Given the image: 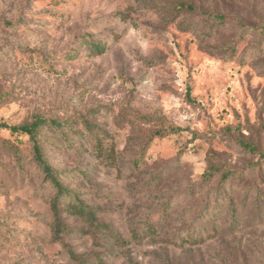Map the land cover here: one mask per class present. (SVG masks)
I'll return each instance as SVG.
<instances>
[{"label":"rangeland","instance_id":"obj_1","mask_svg":"<svg viewBox=\"0 0 264 264\" xmlns=\"http://www.w3.org/2000/svg\"><path fill=\"white\" fill-rule=\"evenodd\" d=\"M0 21V123L72 121L43 146L95 214L58 220L27 136L0 128V264H264V39L227 49L264 0H0Z\"/></svg>","mask_w":264,"mask_h":264},{"label":"trees","instance_id":"obj_2","mask_svg":"<svg viewBox=\"0 0 264 264\" xmlns=\"http://www.w3.org/2000/svg\"><path fill=\"white\" fill-rule=\"evenodd\" d=\"M190 10L194 11V13H197L200 16H204L206 19L212 21L213 26H226L227 25V18L220 14L215 13H204L196 8H194L192 5L189 8ZM21 21V20H20ZM5 27L12 28L15 27L16 22H1ZM239 27V35L235 39V41L227 46V49L230 50H236L238 44L243 40L244 36L248 33H258L260 38L264 39V22L258 26V27H247L244 24H238ZM92 48V54L94 55H102L106 52V48L104 44L101 43H91ZM90 48V49H91ZM85 121V120H83ZM85 126L88 129H91L93 133V128L88 122H84ZM73 124L70 120H61L54 117L49 116H37L33 121L29 123H25L23 125L19 126H12L10 124H7L5 122L0 123V128H5L10 130L13 133H20L27 136L29 143L31 144L32 148V154L33 159L35 163L39 166V168L42 170V173L49 182V184L54 188L55 190V197L53 199L52 203V209L54 212V215L59 220L62 213V208L64 206H68L69 211L73 215L82 216L84 218L89 219L94 222L95 214L94 211L83 201L80 199V197L73 191L70 190L68 186L64 184L62 179L60 178V172L49 162L44 146L43 141H45L46 137L44 136L45 132L52 133L57 141L61 140H67L68 135L72 133L73 130ZM179 131V129H167V130H155L151 133L148 141L145 143V148L149 147V145L155 140L159 138H164L166 136L175 134ZM238 145L240 148L251 154V155H261V150L259 147L254 144L253 142L246 140L244 138H238ZM14 153H18L17 150H14ZM110 155L107 154L106 158H109ZM142 158L138 157L135 159V166H140ZM212 172L209 173L205 177L204 183H211L212 180L220 175L219 180V187L218 191H221V189L226 187L229 184H232L235 180V176L238 171L230 169L228 171H222L221 167L211 166ZM261 170L262 166L260 164H255L251 167V169ZM205 184H202V186ZM210 200L206 203L205 206V212L209 210ZM102 229L107 232L113 234L115 239H119L118 235L114 232V230L108 226V225H102Z\"/></svg>","mask_w":264,"mask_h":264}]
</instances>
